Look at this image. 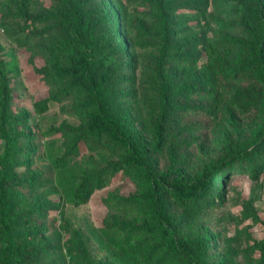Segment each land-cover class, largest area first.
Returning <instances> with one entry per match:
<instances>
[{
    "label": "trees",
    "instance_id": "1",
    "mask_svg": "<svg viewBox=\"0 0 264 264\" xmlns=\"http://www.w3.org/2000/svg\"><path fill=\"white\" fill-rule=\"evenodd\" d=\"M150 1L153 25L163 46L146 57L136 87L137 76L127 48L129 39L122 33L130 24L121 22L124 17L120 13L115 17L111 0L0 1V26L5 36L19 49L34 44V52L44 59L39 66L28 55L30 74L35 76L34 91L42 84L48 87L47 94L33 96L34 111L45 114L53 100L65 102L74 98L85 119V129L65 121L43 131L47 139L67 137L68 150L51 157V167L36 179L28 169L21 172L20 181L1 176L0 225H8L19 196L32 209L24 219L25 232L0 253V264H44L60 246L73 260L76 243L71 222L66 218V204H87L100 185L125 178L136 183L139 193L128 196L121 191L103 198V203L107 210L132 211L144 219L141 226L132 229L130 235L134 238L151 235L163 239L159 247H147L146 252L159 264H210L208 252L213 239L207 232L196 230L194 222L214 198L224 199L227 173L244 169L255 175L264 172V150L255 158L243 153L244 148L233 151L231 132L225 134L221 157L215 164L206 162L197 177L185 170L190 160L187 134L210 127L219 117L222 68L231 66L228 70L235 83L232 102L239 109L250 111V104L259 101L254 72L259 71L264 82V0L224 1L230 15L228 26L244 37H230L220 45L206 37L211 31L209 0H175L186 9L184 16L199 24L197 30L189 25L188 31L178 29L169 12V0ZM3 49L0 41V51ZM10 62L0 56V118L9 128H15L24 123L26 116L15 117L11 108L17 69ZM198 70L208 89L200 90L198 86L191 91L188 80ZM137 95L141 96L139 104L134 102ZM194 95L200 100L192 106L188 100ZM65 109L71 115L75 113L69 103ZM144 134L150 135L151 140ZM162 135L168 143L167 161L165 169L159 171L152 148H156ZM18 138L11 156L19 163L26 162L32 150L30 129L19 131ZM170 140L174 141L173 146H169ZM88 148L98 149L99 153V160H90L91 177L84 176V168L77 165ZM112 153H118L121 161L112 169L100 171V162ZM217 171L221 173L216 181ZM39 187L49 194L59 192L57 198H49L48 210L53 217L48 226L42 221L37 201L27 196L28 190ZM174 206L183 211L178 213ZM99 230L122 259L145 264L136 260L132 254L135 247L118 237L112 223L103 220ZM246 234L250 241L246 251L257 264H264V241L259 244L251 232Z\"/></svg>",
    "mask_w": 264,
    "mask_h": 264
},
{
    "label": "rangeland",
    "instance_id": "2",
    "mask_svg": "<svg viewBox=\"0 0 264 264\" xmlns=\"http://www.w3.org/2000/svg\"><path fill=\"white\" fill-rule=\"evenodd\" d=\"M111 1L115 17H117V13H120L124 17L121 22L129 21L130 24L122 33L129 39L127 48L130 50L129 57L134 64L137 76L134 84L136 87L140 82L143 62L150 53L159 52L163 46V39L160 38L159 31L153 25L150 0ZM224 1L209 0L211 31L209 35L206 34V37L216 45H220V42L230 37H244L228 26L230 15ZM169 2V12L175 17L176 23L180 27L179 30L188 31L189 25L195 30L199 29L197 20H188L184 16L186 9L180 3H176L175 0H169ZM185 36L190 39V33L186 32ZM0 41L4 47L0 51V56L10 60L11 66L17 69L16 88L11 105L13 114L15 117L26 116L24 123L15 128H9V125L0 118V178L5 175L15 177L20 181L21 172L28 169L36 179L39 174L51 167V157L62 155L68 150L67 137L47 139L43 136V131L51 126H61L65 121L85 129V119L77 110L74 98L65 102L53 100L50 110L45 114L40 115L35 112L32 105L33 96L41 92L47 94L48 87L42 84L34 91L35 76L30 74L32 72L30 71L31 65L28 63V55L31 54L30 60L33 59L34 63L39 66L44 63V59L40 53L34 52V44H27L24 48L19 49L15 42L5 36L1 26ZM229 68L231 66L220 70V75L223 77V98L218 119L210 127L200 132L190 131L187 134L190 160L185 166V170L192 176L197 177L204 169L206 162L215 164L221 157V143L227 132L232 133V143L235 146L233 151L244 148L246 151L243 153L255 158L264 150V131L261 130V126H264V82L259 77V71H255L254 74L259 84V101L256 104H250V111L243 112L232 102L231 92L235 83L231 80ZM162 79L164 80V77ZM203 79L201 71L198 70L195 77L188 80L187 88H191V91H194L198 86L201 87L200 90L208 89L207 82ZM195 82H198V85H195ZM140 99L141 96L137 95L134 102L139 104ZM199 100L200 98L194 95L189 98L188 102L193 106L198 104ZM67 103L74 107L73 115L66 111ZM25 127L29 128L32 133V138H30L32 150L27 156L26 162L19 163L12 158L11 154L15 148L14 141H19V131ZM144 135L151 140L150 135ZM155 144L158 149L151 147L152 155L157 162L158 170L162 171L165 169L167 161L166 136L162 135L159 142ZM173 145L174 141L170 140L169 146ZM92 158L99 160L98 149L88 148L87 153L77 161V165L81 164L84 168L83 175L86 177L92 176L89 165ZM119 161H121L120 155L112 153L106 161L100 162L99 169L100 171L112 169ZM220 173L218 171L215 173L216 181L220 179ZM226 175L224 199L220 201L214 198L212 204L205 206L200 217L194 222V228L207 232L213 239L212 249L208 252L210 264H257L253 255L246 251L250 243L246 233L251 232L259 244L264 241V172L260 171L255 175L251 170L244 169V171L235 173L231 171ZM121 191L128 196L139 193L134 181L129 178L116 179L100 185L87 204L67 203L65 206L66 218L71 222V235L76 243L73 260L60 246L56 248L51 257L45 260L44 264H132L133 259H126V261L122 259L102 237L99 226L103 220L114 225L118 231V237L123 239L127 245L132 244L135 247L132 254L136 260L145 264H159L156 258L146 252V248L159 247L163 239L151 235L141 239L134 238L130 235L132 229L141 226L144 219L132 211L107 210L105 207L103 198L114 197ZM15 195L18 197L17 193ZM27 196L30 200L37 201L43 215L42 221L48 226L53 217V214H50L48 210L49 198H57L59 192L49 194L45 189L39 187L28 190ZM174 208L178 213L183 211L181 207L174 206ZM31 209V205L20 200L19 196V204L13 217H9L7 220L8 225H0V253L8 243L16 241L25 232L24 219ZM184 231L187 232L188 229L185 228ZM147 242L150 243L149 246Z\"/></svg>",
    "mask_w": 264,
    "mask_h": 264
}]
</instances>
